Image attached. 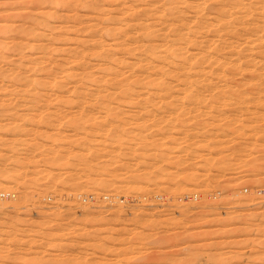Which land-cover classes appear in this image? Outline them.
I'll return each mask as SVG.
<instances>
[{"label": "rangeland", "instance_id": "374dc122", "mask_svg": "<svg viewBox=\"0 0 264 264\" xmlns=\"http://www.w3.org/2000/svg\"><path fill=\"white\" fill-rule=\"evenodd\" d=\"M151 1L153 2L156 0H0V98L3 97L2 99H0V137L2 136V138H0V174H2L0 175V253H2L3 251V253L0 254V263L264 264V84L256 83V81L255 83H248L245 79L247 73L240 74L237 73L235 69H232L233 73L229 74L228 80L226 81L219 80L216 74H213L210 79L205 82L193 84L181 79L178 80L177 78H171V80L167 83L156 85V88L153 87L152 89H141L139 96L132 101L106 102L107 104L104 101L102 103V101L100 102V100L96 99L89 100V102L88 100L80 101V99H78V101L76 99L74 101L69 100L68 97H65L68 94L67 92L64 95L65 98H60V100L56 101L51 98L52 102L50 100V97L48 96V93H45V100L43 99L42 101H35L34 103V101H31L22 93V91H24L25 89L24 82L27 77L33 76L34 78L37 77L42 79L49 71V73L55 72L57 73L56 75H58L61 73L59 64L63 65V72L66 70L65 72L71 73L72 75V77L70 76L71 79H69V77L65 81L66 86L70 84V87L68 88L71 89L72 87L76 86L77 83L78 85H80V83L82 82L80 81V76L83 74L85 69L95 71L96 74L101 73L99 72L98 68L100 66H107L108 64H110L111 57H126L128 58V62L130 61V64L134 62L139 55L137 52H134L133 54L124 52V44H126L124 37L118 38V43L107 50L108 55H97L102 50L99 46V52L97 54H92V50L90 48H92L93 41L90 42V39H92L93 37L94 30L89 27L90 25L94 24V26L96 25L95 27L97 30V28L100 29V27L104 24H107V22L111 25H115L116 23L120 24L125 22H133L136 17L138 19L144 18L146 17V14L143 15V13L146 9H149V5L152 4ZM213 2L214 1H209L208 3H206V6H209L208 8L210 9V6L217 4ZM253 3L254 2L249 3L248 6H251L250 8H253ZM214 7L217 6L215 5ZM132 8L135 9L133 10ZM254 8L248 10L249 13L246 15L247 17L245 16L244 18V21L246 23L253 21L255 22L258 17V19H262L264 17L261 11ZM216 9L217 8H215L214 10ZM207 11L209 10L206 9V12ZM100 16L104 19H102ZM188 17H191L193 19L192 13H189ZM78 23L80 26L78 25ZM96 30V36H102L101 40H107L105 41L107 43L112 42L111 37L108 38L107 35L105 36V34L102 33V31ZM127 30H129V35H135L134 29L128 28ZM84 31H86V33ZM84 33L86 35H84ZM88 36L90 39L88 38ZM161 36L162 34L160 33L151 35L149 39H144L145 37L141 36V42H143L144 45L146 44V49H151V47L153 49H156L163 42V36ZM86 40L87 42H85ZM84 46L85 49H83ZM243 47L244 52H246L247 54L251 53V51H247V45H243ZM192 49L195 48L193 47ZM79 50L83 53L78 52ZM256 50L258 49H254L252 53L256 52ZM76 52H78V54ZM78 55H85V61L82 59H79L80 61H76V56ZM103 55H105L106 57ZM37 56H39V58L35 60ZM254 56L256 57L257 61L264 60L259 53H254ZM87 58L90 61H88ZM160 62L162 63V59H160ZM82 63H84L88 68H83L84 65ZM90 63H92V65ZM95 63L96 65L94 66L93 64ZM232 67L235 68L234 65H232L231 68ZM131 68L132 67H128V63H126L123 64L120 68H117V70H121L120 72L126 71L128 73L132 71L134 73L133 69ZM63 72L61 74H63ZM27 73H30L28 74L29 76L27 75ZM11 74L13 75V77L14 75L18 76L13 78ZM101 74L98 75L99 78H107V73ZM78 78H80V80ZM180 81L182 83H180ZM18 82L19 84H17ZM100 85L102 86V88ZM103 85L104 84L101 83L92 85L94 86L92 88V91L94 93L99 92L103 89ZM222 85L225 86L222 87ZM18 86L20 87V89ZM226 86L228 90H226ZM12 87L14 88L10 89ZM219 87L221 88L219 89ZM223 89L226 91H224ZM238 89L240 93H238ZM65 90H68L67 87L65 88ZM156 90H158L159 92H156ZM146 94L148 95V99L146 98ZM158 94L159 96L157 97ZM243 94H245L246 96ZM5 97L6 99H4ZM207 97H209V100H206ZM14 98L15 100H12ZM47 98L49 100H47ZM162 99L164 100L162 101ZM210 99H214V101L212 100L211 102ZM241 99L243 102L240 101ZM61 100L63 102H61ZM136 100H138L137 104H135ZM145 100H149L150 102H146ZM223 100L224 103H222ZM47 101H50V103ZM58 101L60 102L58 103ZM192 101H194L195 104ZM236 101L237 104L235 105ZM5 102L8 104L6 105ZM24 102L27 104H25ZM39 102L40 104H38ZM79 102L81 103V105ZM205 103L207 106L204 105ZM31 104L33 105L31 106ZM103 104L105 106H110L111 104L110 107H115V110H119L121 107V112L118 110L117 112H115L114 109H111L114 112L111 111L112 114L110 112V116L108 115L109 111H106L105 107L102 106ZM124 104L125 106H128L124 107ZM38 105L40 106L38 107ZM223 105H225V107ZM180 106L182 109L180 108ZM226 106L229 110L226 108ZM35 107L36 110L38 109V113L40 112L41 115L37 113ZM124 108L127 110H125ZM197 108L199 109V111L197 110ZM44 109L47 111L49 109L50 111L45 112ZM27 110H29L31 113ZM81 110L84 114L80 112ZM151 110L154 112H152ZM139 111L141 112V114H139ZM127 112H129L130 114H125ZM147 112L149 115L147 114ZM11 113L14 114L10 115ZM114 113L115 115L117 114L116 117L115 115H113ZM42 115L44 117H42ZM129 115L130 117H128ZM199 115H201V118L199 117ZM210 115H212V117H209ZM29 116L33 118H30ZM112 116L115 118H113ZM89 117L91 119H89ZM55 118H57V121L54 120ZM226 118H228L229 120ZM122 119L124 122H122ZM76 120L77 122H79L77 123ZM239 120H244V122H240ZM73 121L76 123L68 126L71 124L69 122ZM129 121H131L133 124ZM17 122H19V124ZM36 122H39L40 124H37ZM85 123L87 124V126ZM7 124L9 125L7 126ZM93 124L95 126H91ZM108 124L110 126H108ZM235 124L236 126H234ZM73 125H76L78 127H73ZM121 125H123L124 127ZM132 125L137 128L139 126L140 127L139 129H137ZM120 126L122 128H120ZM125 126L127 127L126 131ZM232 126L234 128H232ZM22 127L27 130V133H29L28 136L27 133L23 134L25 130ZM43 127L44 130L42 131H45V133L40 131V129H43ZM55 127H57L58 129H55ZM228 127L232 129L230 130ZM34 128L36 131L34 130ZM108 128L109 131L107 130ZM37 130L40 131V133ZM129 130L130 132H128ZM48 131L52 134H50ZM63 131L65 132L64 134L62 133ZM73 131L74 133H72ZM105 131L107 132V134L105 133ZM114 131L116 133H114ZM237 131L239 132L237 133ZM55 132L57 134H55ZM240 132L241 134L239 135ZM251 132L253 134H251ZM39 134L41 135V137H39ZM108 134L110 135L108 136ZM119 134L121 135V137ZM29 136H33L32 139ZM46 136H50L51 139H53L54 137L55 140L47 139L48 137L46 138ZM68 136L69 138H72L69 139ZM126 136L127 138H131L132 143L130 142V139L126 138L129 143L126 141ZM184 136H186V138ZM9 137L13 139L11 140ZM17 137L18 139H15ZM44 138H46V143L44 142L43 145L42 142L45 140ZM34 139H37V142L34 141ZM74 139L76 141H74ZM96 140L99 142H97ZM153 140H155L156 142H153ZM40 141L42 143V147H40ZM78 141L82 144L77 143ZM114 142L116 145H114ZM75 143H77V145H74ZM139 143L141 146L139 145ZM6 144L8 145L6 146ZM18 144H20V147H18ZM30 144L32 145V147L30 146ZM64 144L65 146H67L64 147ZM128 144L129 146H127ZM146 144L149 146H147ZM155 144H159L160 146ZM189 144L190 146H188ZM199 144L201 146L203 144V147H201ZM34 145L35 147H33ZM209 145H211L212 148L209 147ZM40 148L42 150H39ZM105 149H108V152ZM117 149L120 151L118 152ZM172 149L175 150L172 151ZM132 150H134L133 153ZM136 150H138V152ZM74 151H76V153H74ZM115 151L118 154H116ZM165 152L167 155L165 154ZM72 153L74 154V156L72 155ZM89 154L90 157L88 156ZM130 154L131 157H129ZM145 155L148 158H146ZM10 156L16 160L11 158ZM21 158L24 160L22 161ZM65 158L66 160L68 159L67 163L66 160H63ZM109 158L111 159V162L109 161ZM56 159L58 160L56 161ZM102 159L103 161H101ZM170 159H172L173 161ZM26 160H28V162H26ZM76 160L79 164L76 162ZM20 161H22V163H20ZM73 161H75L76 163ZM89 162H91V164ZM118 162L120 163L118 164ZM152 162H154L156 165ZM58 163H60L59 166H61L62 164L63 165L59 167L57 166ZM64 163H66L65 166ZM69 163L71 166L69 165ZM98 164L100 167L97 166ZM152 164L155 166H153ZM73 165L75 168L73 167ZM136 165L137 167H134ZM110 167H112L113 169ZM152 167L154 168L152 169ZM160 168H163V170H161V172L163 173L160 172ZM48 169L50 171V174L48 172ZM95 169L97 171H95ZM139 169H142L141 172ZM147 170H149V172ZM53 171H55V174L53 173ZM103 172H105L104 176ZM26 173L34 177L31 179V176L29 175L30 177L28 178V175ZM170 173L173 175H170ZM40 174L41 177H38L40 176ZM3 176L6 179H4ZM48 176L51 178H49ZM90 176L93 177L91 178ZM25 177L28 179H26ZM97 177L99 179L101 178L100 181ZM23 178L25 179V181ZM114 178L116 180H114ZM122 178L127 179L120 180ZM170 179H172V181ZM186 179L189 182L187 184ZM16 180H19V183ZM192 181H194L193 183L196 185L190 183ZM54 183L55 185H53ZM58 183L60 184L57 185ZM65 183H67L68 185ZM111 183L113 186L111 185ZM130 183L132 184L131 186L134 185L133 188L135 187V185H138L136 186L137 188L135 187L136 189L133 190V188L130 186ZM15 184L17 187L14 186ZM128 185L130 186L132 191L131 189L129 190L126 188L129 187ZM111 186L113 188H111ZM190 186L192 187V189ZM14 187L15 189L13 190ZM87 188L90 190H88ZM18 189H20L21 191ZM36 189L39 191H37ZM122 189L124 190L123 194L122 191H119ZM50 190L52 193L50 192ZM80 190L87 192L83 194L84 192ZM91 190L94 192H92ZM60 191L64 193H61ZM69 191L71 192V194ZM110 192L112 196H110ZM31 193L33 194V197L31 196ZM17 195H19V199L23 198V196L25 199L19 200ZM28 195L30 198L28 197V199H26V196ZM37 195H40V197ZM48 195H50V197ZM74 195H76L77 197H72ZM34 196L38 197V199ZM42 196L43 198L45 197V200L42 198ZM106 196L108 197L106 198ZM56 197L58 199V202L54 200L56 199ZM85 197L88 202H85ZM16 198L17 200H15ZM31 198H35L36 200ZM116 198L118 199V201ZM113 199H115L116 201ZM80 201H84V203L86 204ZM21 227L23 229H21ZM14 228L18 232H16ZM70 229L71 232L69 231ZM82 230L83 232H81ZM28 237H30L31 239H29ZM30 241L32 242L30 243ZM45 243H47V245H45ZM4 250L6 253L4 252ZM41 253L43 255H41ZM116 257H118V259ZM25 260L27 262H25ZM124 260L126 261L124 262ZM189 261L191 263H189Z\"/></svg>", "mask_w": 264, "mask_h": 264}, {"label": "bare ground", "instance_id": "6f19581e", "mask_svg": "<svg viewBox=\"0 0 264 264\" xmlns=\"http://www.w3.org/2000/svg\"><path fill=\"white\" fill-rule=\"evenodd\" d=\"M209 1H214L215 3H217V4H215L217 7H214L215 5H212V6H210V9L208 8L209 6H206L207 4L206 3H208ZM152 2V1H151ZM160 2V3H159ZM213 2V3H214ZM252 2H254L253 4H254V9H258L259 11H261L263 14V16H264V0H156V1H153L152 2V4L151 5H149V9H146L145 11H144V13H143V15H145L146 17H144V18H141V19H138L137 17L135 18V20L133 21V22H125V23H120V24H117L116 22V24L114 25L113 23V25H111V24H109L107 21H104V22H107V24H104L103 26H101L100 27V29L99 28H97V30L98 31H102V33H104L105 34V36L107 35V37L109 38V37H111L112 38V42L111 43H107V42H105V41H107V40H101L102 39V36H96V32H95V30H96V25L94 26V24H92V25H90V27H89V25H88V27L89 28H92L93 30H94V34H93V37H92V39H90L89 38V36H88V38L90 39V42L91 41H93L92 42V48H90L91 50H92V54H97L98 52H99V50H98V46L99 47H101V52L99 53V54H97V55H101V54H106V55H108V49L109 48H112V46L113 45H116L118 42H117V39L118 38H120V37H124L125 38V43L126 44H124L125 45V50H124V52H126V53H134V52H137L138 53V57L136 58V60L134 61V62H132L131 64H130V61L128 62V58H126V57H123V58H114V57H111V63L110 64H108L107 66H100L99 68H98V70H99V72H101V73H107V78L106 79H101V78H99V74H101V73H97L96 74V72L95 71H90V70H87V69H85L84 70V72H83V74L80 76L81 77V80H80V78H78L80 81H82L81 83H80V85H78V83H77V85L76 86H74V87H72L71 89H69L68 87H70L69 85L68 86H66V80L71 76L72 77V75H71V73H67V72H63V65L62 64H59V66H60V70H61V73L63 72V74H58V75H56L57 73H55V72H51V73H49V72H47V76L45 75V77H43L42 79H40V78H37V77H30L28 74H30V73H27V75L29 76V77H25L26 79H25V89H24V91H22V93L25 95V96H27L31 101H34V103H35V101H42L43 99L45 100L46 98H45V96H44V94L45 93H48V96L50 97V100H51V98H53L55 101L56 100H60V98H65V97H68L69 98V100H77L78 101V99H80V101L81 100H88V102H89V100H94V99H96V100H100V102L102 101V103H103V101L106 103V102H114V101H132V100H134L135 98H137L138 96H139V93H140V90L141 89H144V88H149V89H152L153 87L154 88H156L155 86L156 85H158V84H162V83H167V82H169L170 80H171V78H177L178 80L179 79H181V80H184V81H186V82H188V83H201V82H205V81H207V80H209L210 79V77L213 75V74H216L217 75V78L219 79V80H221V81H226V80H228V76H229V74L230 73H233L232 71V69H235V71H237V73H240V74H244V73H247V76H246V80H247V82L248 83H255V81H256V83H261V84H264V60H260V61H257L256 60V57L254 56V53H259L260 55H261V57H263V59H264V17L262 18V15H261V18L262 19H258L257 18V20L254 22H245L244 21V18H245V16L249 13L248 12V10H251V9H253V8H250L251 6H248L249 5V3H252ZM131 3V2H130ZM140 3V2H139ZM139 3H138V5H139ZM146 3V2H145ZM159 3V4H158ZM148 4V3H147ZM142 5V4H141ZM251 5V4H250ZM97 6V5H96ZM132 6V5H131ZM253 6V5H252ZM128 7V6H127ZM147 7V6H146ZM137 8V7H136ZM211 8H217L216 10H214V9H211ZM95 9V8H94ZM128 9V8H127ZM126 9V10H127ZM133 9V8H132ZM135 9V8H134ZM133 9V10H134ZM139 9H141V8H139ZM206 9H208L209 11H207L206 12ZM138 11V10H137ZM214 11V12H213ZM119 12V11H118ZM126 12V11H125ZM251 12V11H250ZM253 12V11H252ZM109 13V12H108ZM128 13V12H127ZM189 13H192V15H193V19L191 18V17H188V15H189ZM258 13V12H257ZM127 15V14H126ZM153 15V16H152ZM254 15H256V14H254ZM99 16V15H98ZM103 16V15H102ZM129 16V15H128ZM191 16V15H190ZM101 17V16H100ZM104 17V16H103ZM247 17V16H246ZM102 18V17H101ZM249 18V17H248ZM247 18V19H248ZM96 19V18H95ZM102 19H104V18H102ZM256 19V18H255ZM254 19V20H255ZM120 20H122V19H120ZM92 21H93V19H92ZM82 22H83V20H82ZM82 22H81V24H82ZM89 22H91V21H89ZM93 23V22H92ZM97 23V22H96ZM90 24V23H89ZM78 25H79V23H78ZM78 25H77V27H78ZM80 26V25H79ZM81 26H83V25H81ZM128 26V27H127ZM74 27V26H73ZM98 27V26H97ZM127 27V28H126ZM75 28V27H74ZM128 28H132V29H134V31H135V35L133 36V35H129V30H127ZM92 29H90V30H92ZM89 30V29H88ZM96 30V31H97ZM87 31V30H86ZM86 31H84L85 33H86ZM73 32H75V31H73ZM131 32V31H130ZM83 33V32H82ZM84 33V35H86ZM157 33H160V34H162V36H163V42H162V44L161 45H159L156 49H153L152 47H151V49H146V47H145V45L143 44V42H141L142 40V38H141V36H144L145 38L144 39H149V37H151V35H153V34H157ZM97 34H100V33H97ZM132 34V33H131ZM161 36V37H162ZM78 37H80V36H78ZM98 37V38H97ZM146 37H148V38H146ZM82 38V37H81ZM84 40H85V37H84ZM83 40V41H84ZM123 40V39H122ZM81 41V40H80ZM82 42V41H81ZM80 42V43H81ZM85 42H87V40L85 41ZM48 45V44H47ZM77 45V44H76ZM81 45H83V44H81ZM243 45L245 46V45H247V51H251V53H249V54H247L246 52H244V47H243ZM49 46V45H48ZM123 46V45H122ZM149 46V45H148ZM81 47V46H80ZM79 47V48H80ZM150 47V46H149ZM195 48V49H192V48ZM32 49V48H31ZM45 49V48H44ZM83 49H85V46H84V48ZM254 49H258V50H256V52H254V53H252V51H254ZM49 50V49H48ZM91 50H89V51H91ZM111 50V49H110ZM114 50V49H113ZM48 52V51H47ZM47 52H45V53H47ZM78 52H82V51H78ZM78 52H76L77 54H78ZM85 52V51H84ZM39 53H40V51H39ZM42 53V52H41ZM44 53V54H45ZM75 53V52H74ZM83 53V52H82ZM90 53V52H89ZM244 53V54H243ZM86 54V53H85ZM37 55H40V54H37ZM97 55H95V56H97ZM116 55V54H115ZM137 55V54H136ZM42 56V55H41ZM80 55H78V56H76V61H80L79 59H82V60H84L85 61V55L84 56H80ZM87 56V55H86ZM103 56H105V55H103ZM119 56V55H118ZM127 56V55H126ZM106 57V56H105ZM37 58H39V56H37L36 57V59L35 60H37ZM75 58V57H74ZM34 59H33V61H34ZM129 59H131V58H129ZM159 59V60H158ZM160 59H162V63L160 62ZM73 60V59H72ZM87 60H88V58H87ZM107 60V59H106ZM258 60H259V58H258ZM88 61H90V60H88ZM93 61V60H92ZM98 62H99V60H98ZM57 63V62H56ZM126 63H128V67H132L131 69H133V71H134V73L131 71V72H120L119 70H117V68H120L123 64H126ZM64 64V63H63ZM83 65H84V67L83 68H88L84 63H82ZM91 65H92V63H90ZM104 64V63H103ZM94 66L96 65V63L95 64H93ZM98 65H99V63H98ZM105 65H106V63H105ZM232 65H234V67L235 68H231V66ZM53 67V66H52ZM26 68V67H25ZM28 69H29V67H28ZM51 69V68H50ZM97 69V68H96ZM57 70H59V69H57ZM93 70H95V69H93ZM24 71V70H23ZM27 71V70H26ZM70 71V70H69ZM97 71V70H96ZM130 71V70H129ZM10 73V72H9ZM22 73V72H21ZM23 74V73H22ZM21 74V75H22ZM12 75V74H11ZM24 75H26V74H24ZM102 75V74H101ZM18 75H14V77H17ZM12 77H13V75H12ZM12 77H11V79H12ZM13 77V78H14ZM20 77V76H19ZM42 77V76H41ZM71 77L69 78V79H71ZM21 78V77H20ZM18 79V78H17ZM213 79V78H212ZM13 80H15V79H13ZM73 80V79H72ZM77 80V79H76ZM23 81V80H22ZM21 81V82H22ZM79 81V82H80ZM78 82V81H77ZM177 82H179V81H177ZM13 83V82H12ZM97 83H101V84H104L103 85V89L102 90H100L99 92H96V93H94L93 91H92V88L94 87V86H92V85H97ZM180 83H182L181 81H180ZM237 83V82H236ZM16 84V83H15ZM17 84H19V82L17 83ZM21 84V83H20ZM170 84V83H169ZM184 84H187V83H184ZM191 84V85H192ZM234 84V83H233ZM239 84V83H238ZM245 84V83H244ZM171 85V84H170ZM181 85V84H180ZM208 85V84H207ZM230 85V84H229ZM252 85V84H251ZM257 85V84H256ZM13 86V85H12ZM20 86V85H19ZM18 86V87H19ZM67 87V89L68 90H65V88ZM72 86V85H71ZM101 86V85H100ZM204 86V85H203ZM221 86V85H220ZM225 86V85H224ZM223 85H222V87H224ZM261 86V85H260ZM23 87V86H22ZM235 87H236V85H235ZM243 87V86H242ZM241 87V88H242ZM245 87V86H244ZM254 87V86H253ZM258 87V86H257ZM14 87H12V88H10V89H13ZM24 88V87H23ZM101 88H102V86H101ZM100 88V89H101ZM178 88H181V87H178ZM183 88H184V86H183ZM221 87H219V89H220ZM238 88H240V87H238ZM19 89H20V87H19ZM160 89V88H159ZM173 89V88H172ZM207 89V88H206ZM212 89V88H211ZM236 89V88H235ZM21 90H23V89H21ZM155 90V89H154ZM191 90V89H190ZM224 90V89H223ZM226 90H228V88H227V86H226ZM226 90H224V91H226ZM241 90V89H240ZM256 90V89H255ZM14 91V90H13ZM17 91H18V88H17ZM158 90H156V92H157ZM189 91V90H188ZM192 91V90H191ZM220 91V90H219ZM252 91V90H251ZM66 92L68 93L67 94V96H65L64 97V95L66 94ZM151 92V91H150ZM159 92V91H158ZM160 92H161V90H160ZM213 92V91H212ZM230 92V91H229ZM246 92V91H245ZM253 92V91H252ZM259 92V91H258ZM264 92V91H263ZM145 93V92H144ZM152 93V92H151ZM189 93V92H188ZM215 93H217V92H215ZM238 93H240L239 92V89H238ZM244 93V92H243ZM20 94V93H19ZM161 94V93H160ZM199 94V93H198ZM204 94H206V93H204ZM234 94H236V93H234ZM259 94V93H258ZM17 95V94H16ZM23 95V96H24ZM147 95V94H146ZM220 95V94H219ZM227 95V94H226ZM229 95V94H228ZM243 95H245V94H243ZM252 95V94H251ZM9 96V95H8ZM22 96V95H21ZM20 96V97H21ZM47 96V97H48ZM149 96H150V94H149ZM159 96V94L157 95V97ZM202 96V95H201ZM222 96V95H221ZM246 96V95H245ZM250 96V95H249ZM141 97V96H140ZM142 97H143V95H142ZM148 97V95L146 96V98ZM171 97V96H170ZM178 97H179V95H178ZM183 97H184V95H183ZM183 97H181V98H183ZM199 97V96H198ZM212 97V96H211ZM210 97V98H211ZM214 97V96H213ZM224 97V96H223ZM229 97V96H228ZM247 97H248V94H247ZM3 97H1L0 99H2ZM150 98V97H149ZM154 98V97H153ZM172 98V97H171ZM209 97H207L206 98V100L208 99ZM215 98V97H214ZM219 98V97H218ZM241 98V97H240ZM239 98V99H240ZM250 98V97H249ZM255 98V97H254ZM260 98H262V97H260ZM4 99H6V97L4 98ZM22 99V98H21ZM26 99V98H25ZM139 99V98H138ZM141 99V98H140ZM148 99V98H147ZM156 99V98H155ZM160 99V98H159ZM195 99V98H194ZM200 99V98H199ZM198 99V100H199ZM12 100H15V98L14 99H12ZM47 100H49L48 98H47ZM68 100V101H69ZM164 99H162V101H163ZM209 100V99H208ZM211 100V99H210ZM213 101H214V99H212ZM212 100H211V102H212ZM224 100H225V98H224ZM224 100H223V102L222 103H224ZM244 100V99H243ZM10 101V100H9ZM64 101H66V100H64ZM68 101H67V103H68ZM137 101L138 100H136L135 102V104H137ZM146 102L147 101H149V100H145ZM183 101V100H182ZM196 101V100H195ZM231 101V100H230ZM234 101V100H233ZM240 101H242V99L240 100ZM255 101V100H254ZM253 101V102H254ZM259 101V100H258ZM44 102V101H43ZM47 102H49L50 103V101H47ZM51 102H52V100H51ZM54 102V101H53ZM60 101H58V103H59ZM61 102H63L62 100H61ZM83 102V101H82ZM98 102V101H97ZM150 102V101H149ZM161 102V101H160ZM192 102H194V101H192ZM198 102V101H197ZM203 102V101H202ZM208 102H210V101H208ZM216 102H217V100H216ZM243 102V101H242ZM257 102V101H256ZM1 103V102H0ZM21 103V102H20ZM23 103V102H22ZM25 103V102H24ZM57 103V102H56ZM70 103V102H69ZM72 103V102H71ZM75 103V102H74ZM80 103V102H79ZM84 103V102H83ZM93 103V102H92ZM99 103V102H98ZM97 103V104H98ZM129 103V102H128ZM133 103V102H132ZM144 103V102H143ZM154 103V102H153ZM206 103H207V101H206ZM206 103L204 104L205 106H207L206 105ZM228 103H229V101H228ZM5 104L7 105L8 103H6L5 102ZM25 104H27V103H25ZM38 104H40V102L38 103ZM100 104V103H99ZM98 104V105H99ZM107 104V103H106ZM117 104V103H116ZM161 104V103H160ZM171 104V103H170ZM194 104H195V102H194ZM200 104V103H199ZM213 104V103H212ZM237 104V101L235 102V105ZM245 104H247V103H245ZM245 104H244V106H245ZM249 104V103H248ZM23 105V104H22ZM29 105V104H28ZM33 104H31V106H32ZM53 105V104H52ZM58 105V104H57ZM66 105V104H65ZM80 105H81V103H80ZM90 105V104H89ZM95 105H96V102H95ZM158 105V104H157ZM188 105V104H187ZM203 105V104H202ZM219 105V104H218ZM40 105H38V107H39ZM70 106V105H69ZM68 106V107H69ZM93 106V105H92ZM102 106H104L105 107V109H106V111H109L108 113V115H110V112L112 111L111 109H114L115 107H110L111 106V104H110V106H105L104 104L102 105ZM112 106H114V105H112ZM117 106V105H116ZM126 106H128V105H126ZM125 106V104H124V107H126ZM131 106V105H130ZM150 106V105H149ZM156 106V105H155ZM186 106V105H185ZM217 106V105H216ZM224 107H225V105H223ZM231 106V105H230ZM234 106V105H233ZM242 106V105H241ZM24 107H25V105H24ZM37 107V108H38ZM60 107V106H59ZM78 107H80V106H78ZM94 107V106H93ZM100 107V106H99ZM118 107V106H117ZM173 107V106H172ZM172 107H170V108H172ZM179 107V106H178ZM190 107V106H189ZM189 107H187V108H189ZM210 107H211V105H210ZM209 107V108H210ZM222 107V106H221ZM232 107V106H231ZM236 107V106H235ZM247 107V106H246ZM251 107V106H250ZM4 108V107H3ZM55 108V107H54ZM57 108V107H56ZM82 108V107H81ZM147 108H149V107H147ZM169 108V109H170ZM180 108H181V106H180ZM208 108V109H209ZM220 108V107H219ZM226 108H227V106H226ZM230 108V107H229ZM243 108V107H242ZM254 108V107H253ZM0 109H1V107H0ZM21 109H23V108H21ZM27 109V108H26ZM62 109V108H61ZM101 109H102V107H101ZM100 109V110H101ZM120 109H121V107H120ZM120 109L118 110V109H114L115 110V112H117V110L118 111H120ZM125 109V108H124ZM129 109V108H128ZM135 109V108H134ZM182 109V108H181ZM207 109V110H208ZM228 109V108H227ZM252 109V108H251ZM264 109V108H263ZM3 110V109H2ZM6 110V109H5ZM35 110H36V107H35ZM45 110V109H44ZM55 110H57V109H55ZM89 110V109H88ZM125 110H127V109H125ZM197 110L199 111V109L197 108ZM211 110V109H210ZM218 110V109H217ZM229 110V109H228ZM232 110V109H231ZM230 110V111H231ZM247 110H249V109H247ZM258 110H260V109H258ZM15 111V110H14ZM20 111V110H19ZM28 112H30L29 110H27ZM37 111V113H38V109L36 110ZM47 110H45V112H46ZM48 111H50L49 109H48ZM47 111V112H48ZM67 111V110H66ZM93 111H95V110H93ZM102 111V110H101ZM123 111V110H122ZM141 111V110H140ZM139 111V112H140ZM152 111V110H151ZM161 111H162V109H161ZM178 111V110H177ZM189 111V110H188ZM205 111V110H204ZM256 111V110H255ZM16 112V111H15ZM34 112V111H33ZM32 112V113H33ZM42 112V111H41ZM56 112H58V111H56ZM80 112H82V110L80 111ZM79 112V113H80ZM86 112V111H85ZM112 112H114V111H112ZM112 112H111V114H112ZM121 112V111H120ZM142 112V111H141ZM141 112L139 113V114H141ZM152 112H154V111H152ZM211 112V111H210ZM221 112V111H220ZM251 112V111H250ZM263 112V111H262ZM19 113V112H18ZM31 113V112H30ZM83 113V112H82ZM89 113H91V112H89ZM124 113V112H123ZM135 113V112H134ZM144 113V112H143ZM151 113V112H150ZM231 113V112H230ZM14 114V113H13ZM12 113L10 114V115H13ZM21 114V113H20ZM38 114H40L41 115V113L39 112ZM61 114V113H60ZM84 114V113H83ZM125 114H130L129 112H127V113H125ZM124 114V115H125ZM147 114H148V112H147ZM146 114V115H147ZM153 114V113H152ZM188 114H190V113H188ZM187 114V115H188ZM200 114V113H199ZM202 114V113H201ZM210 114V113H209ZM214 114V113H213ZM239 114H240V112H239ZM262 114V113H261ZM49 115V114H48ZM62 115V114H61ZM77 115V114H76ZM81 115V114H80ZM100 115H102V114H100ZM107 115V116H108ZM113 115H115V113L113 114ZM117 115V114H116ZM116 115H115V117H116ZM136 115V114H135ZM149 115V114H148ZM170 115H171V113H170ZM244 115V114H243ZM3 116H6V115H3ZM18 116V115H17ZM27 116V115H26ZM31 116V115H30ZM29 116V117H30ZM33 116V115H32ZM35 116H37V115H35ZM39 116V115H38ZM60 116V115H59ZM75 116V115H74ZM91 116H92V114H91ZM95 116H97V115H95ZM105 116V115H104ZM103 116V117H104ZM111 116V115H110ZM109 116V117H110ZM121 116V115H120ZM195 116V115H194ZM201 115H199V117H200ZM225 116V115H224ZM231 116V115H230ZM235 116V115H234ZM255 116V115H254ZM13 117H15V116H13ZM23 117H25V116H23ZM28 117V118H29ZM42 117H44L43 115H42ZM106 117V116H105ZM113 117V116H112ZM115 117H113V118H115ZM126 117V116H125ZM128 117H130V115L128 116ZM198 117V118H199ZM209 117H212V115H210ZM214 117H215V115H214ZM27 118V119H28ZM30 118H33V117H30ZM36 118V117H35ZM38 118V117H37ZM41 118V117H40ZM51 118V117H50ZM95 118V117H94ZM93 118V119H94ZM123 118H124V116H123ZM165 118V117H164ZM201 118V117H200ZM224 118V117H223ZM230 118V117H229ZM241 118V117H240ZM250 118H252V117H250ZM57 118H55L54 120H56ZM89 119H91L90 117H89ZM226 119H228V118H226ZM41 120V119H40ZM43 120V119H42ZM48 120H50V119H48ZM111 120H112V118H111ZM120 120V119H119ZM144 120V119H143ZM229 120V119H228ZM34 121V120H33ZM39 121V120H38ZM57 121V120H56ZM60 121V120H59ZM108 121V120H107ZM142 121V120H141ZM140 121V122H141ZM240 121V120H239ZM242 121V120H241ZM240 121V122H241ZM28 122V121H27ZM45 122V121H44ZM51 122V121H50ZM53 122V121H52ZM76 122H77V120H76ZM76 122H69V123H71L70 125H68V124H65V125H68V126H71L72 124H74V123H76ZM79 122V121H78ZM77 122V123H78ZM94 122V121H93ZM111 122V121H110ZM119 122V121H118ZM122 122H124L123 121V119H122ZM125 122H126V120H125ZM129 122H131V121H129ZM139 122V121H138ZM238 122V121H237ZM242 122H244V120L242 121ZM18 124H19V122H17ZM22 123V122H21ZM25 123V122H24ZM37 124L39 123V122H36ZM57 123V122H56ZM88 123V122H87ZM109 123V122H108ZM132 123V122H131ZM175 123V122H174ZM210 123V122H209ZM230 123V122H229ZM3 124H4V122H3ZM40 124V123H39ZM52 124V123H51ZM80 124V123H79ZM86 124V123H85ZM90 124V123H89ZM88 124V125H89ZM95 124V123H94ZM91 125V126H95V125ZM110 124V123H109ZM108 124V126H110ZM127 124V123H126ZM133 124V123H132ZM135 124V123H134ZM152 124V123H151ZM197 124V123H196ZM219 124V123H218ZM237 124V123H236ZM236 124L234 125V126H236ZM242 124V123H241ZM248 124V123H247ZM0 125H1V122H0ZM9 124H7V126H8ZM25 125V124H24ZM30 125V124H29ZM35 125V124H34ZM45 125H46V123H45ZM59 125H60V123H59ZM129 125V124H128ZM131 125V124H130ZM137 125V124H136ZM146 125V124H145ZM144 125V126H145ZM162 125V124H161ZM177 125V124H176ZM215 125V124H214ZM252 125V124H251ZM12 126H13V124H12ZM16 126H17V124H16ZM23 126V125H22ZM49 126V125H48ZM76 125H73V127H75ZM86 126H87V124H86ZM121 126H123V125H121ZM120 126V128H122ZM133 126V125H132ZM220 126H221V124H220ZM247 126V125H246ZM246 126H245V128H246ZM10 127H11V125H10ZM26 127V126H25ZM37 127V126H36ZM39 127V126H38ZM45 127V126H44ZM44 127H43V129H40V131L41 132H43L42 130H44ZM58 127V126H57ZM57 127H55V129L57 128ZM76 127H78V126H76ZM105 127V126H104ZM117 127H118V125H117ZM124 127V126H123ZM130 127V126H129ZM133 127H135V126H133ZM132 127V128H133ZM140 127V126H139ZM139 127L137 128V127H135V128H137V129H139ZM156 127H157V125H156ZM155 127V128H156ZM207 127H208V125H207ZM218 127V126H217ZM231 127V126H230ZM6 128V127H5ZM8 128V127H7ZM23 128V127H22ZM27 128V127H26ZM29 128V127H28ZM30 128H32V127H30ZM61 128V127H60ZM64 128V127H63ZM98 128V127H97ZM110 128V127H109ZM109 128L107 129L108 131H109ZM127 127L125 126V131L127 130L126 129ZM150 128H151V126H150ZM175 128V127H174ZM183 128V127H182ZM227 128V127H226ZM229 128V127H228ZM232 128H234L233 126H232ZM232 128H229L230 130L232 129ZM243 128V127H242ZM24 129V128H23ZM38 129V128H37ZM58 129V128H57ZM209 129V128H208ZM221 129V128H220ZM228 129V130H229ZM250 129V128H249ZM4 130V129H3ZM12 130H13V128H12ZM25 130V129H24ZM34 130H35V128H34ZM39 130V129H38ZM37 130V131H38ZM64 130V129H63ZM85 130V129H84ZM96 130V129H95ZM106 130V129H105ZM106 130V131H107ZM113 130H114V128H113ZM120 130V129H119ZM122 130V129H121ZM136 130V129H135ZM142 130V129H141ZM160 130V129H159ZM171 130H172V128H171ZM247 130V129H246ZM251 130V129H250ZM36 131V130H35ZM40 131H38L39 133H40ZM50 131V130H49ZM48 131V132H49ZM55 131V130H54ZM75 131H77V130H75ZM105 131V133L107 134V132ZM132 131V130H131ZM165 131V130H164ZM163 131V132H164ZM170 131V130H169ZM168 131V132H169ZM177 131V130H176ZM197 131H199V130H197ZM221 131V130H220ZM235 131V130H234ZM248 131V130H247ZM246 131V132H247ZM19 132V131H18ZM23 132V131H22ZM48 132H46V133H48ZM57 132V131H56ZM55 132V134H57ZM90 132V131H89ZM122 132V131H121ZM128 132H130V130L128 131ZM127 132V133H128ZM133 132V131H132ZM225 132V131H224ZM229 132V131H228ZM239 131H237V133H238ZM12 133V132H11ZM26 134L27 133V130H25V132H23V134ZM31 133V132H30ZM35 133V132H34ZM43 133H45V131L43 132ZM50 133V132H49ZM63 134L65 133L64 131L62 132ZM67 133V132H66ZM71 133V132H70ZM72 133H74V131L72 132ZM101 133V132H100ZM114 133H116L115 131H114ZM114 133H112V134H114ZM123 133V132H122ZM136 133V132H135ZM139 133H140V131H139ZM138 133V134H139ZM178 133V132H177ZM200 133H201V131H200ZM212 133V132H211ZM218 133V132H217ZM42 134V133H41ZM50 134H52V133H50ZM84 134H85V132H84ZM121 134V133H120ZM119 134V135H120ZM125 134V133H124ZM142 134V133H141ZM170 134V133H169ZM185 134V133H184ZM194 134H196V133H194ZM208 134V133H207ZM241 134V132L239 133V135ZM243 134V133H242ZM247 134H249V133H247ZM251 134H253L252 132H251ZM29 135V133H27V136ZM31 135V134H30ZM34 135V134H33ZM40 135V134H39ZM54 135V134H53ZM88 135V134H87ZM92 135V134H91ZM110 134H108V136H109ZM116 135V134H115ZM187 135V134H186ZM224 135V134H223ZM228 135V134H227ZM6 136V135H5ZM26 136V135H25ZM58 136V135H57ZM56 136V137H57ZM62 136H64V135H62ZM70 136V135H69ZM69 136H68V138H69ZM73 136V135H72ZM78 136V135H77ZM82 136H85V135H82ZM98 136V135H97ZM107 136V135H106ZM112 136V135H111ZM110 136V137H111ZM118 136V135H117ZM129 136V135H128ZM135 136V135H134ZM195 136V135H194ZM197 136H199V135H197ZM7 137V136H6ZM14 137V136H13ZM18 137H19V135H18ZM18 137L17 138H15V139H18ZM29 137H31V136H29ZM28 137V138H29ZM33 137V136H32ZM32 137H31V139H32ZM39 137H41V135L39 136ZM38 137V138H39ZM43 137V136H42ZM48 137V138H47ZM79 137V136H78ZM88 137V136H87ZM104 137V136H103ZM120 137H121V135H120ZM185 138H186V136H184ZM191 137H193V136H191ZM0 138H2V136L0 137ZM10 138V137H9ZM23 138V137H22ZM35 138V137H34ZM46 138L47 139H51L50 138V136H46ZM46 138H44L45 140L42 142L43 143V145H44V142L46 143ZM57 138H59V137H57ZM64 138V137H63ZM70 138H72V137H70ZM69 138V139H70ZM83 138V137H82ZM86 138V137H85ZM108 138V137H107ZM127 138V136L125 137V139ZM147 138V137H146ZM195 138V137H194ZM202 138V137H201ZM219 138V137H218ZM230 138V137H229ZM228 138V139H229ZM247 138V137H246ZM258 138V137H257ZM261 138V137H260ZM8 139V138H7ZM11 139V138H10ZM13 139V138H12ZM11 139V140H12ZM43 139V138H42ZM60 139V138H59ZM67 139V138H66ZM81 139V138H80ZM79 139V140H80ZM118 139H119V137H118ZM124 139V140H125ZM127 139H130V142L132 143V141H131V138H127ZM127 139H126V141H127ZM152 139V138H151ZM156 139V138H155ZM159 139V138H158ZM200 139V138H199ZM206 139V138H205ZM204 139V140H205ZM208 139V138H207ZM9 140V139H8ZM30 140V139H29ZM37 140V139H36ZM35 139H34V141H36ZM40 140V139H39ZM51 140H55L54 139V137H53V139H51ZM50 140V141H51ZM62 140V139H61ZM68 140V139H67ZM81 140H83V139H81ZM88 140V139H87ZM100 140V139H99ZM110 140V139H109ZM116 140H117V138H116ZM115 140V141H116ZM139 140V139H138ZM147 140V139H146ZM145 140V141H146ZM176 140V139H175ZM191 140H192V138H191ZM195 140V139H194ZM193 140V141H194ZM10 141V140H9ZM27 141V140H26ZM74 141H76L75 139H74ZM84 141V140H83ZM94 141V140H93ZM97 141V140H96ZM148 141V140H147ZM155 140H153V142H154ZM33 142V141H32ZM37 142V141H36ZM70 142V141H69ZM72 142V141H71ZM86 142V141H85ZM84 142V143H85ZM97 142H99V141H97ZM117 142H119V141H117ZM128 142V141H127ZM134 142H136V141H134ZM138 142V141H137ZM156 142V141H155ZM160 142H161V139H160ZM166 142V141H165ZM173 142H174V140H173ZM177 142V141H176ZM186 142V141H185ZM195 142V141H194ZM1 143V142H0ZM34 143V142H33ZM40 143H41V141H40ZM42 143H41V146L40 147H42ZM48 143H50V142H48ZM57 143V142H56ZM55 143V144H56ZM66 143V142H65ZM77 143H79V141L77 142ZM77 143H75L74 145H77ZM81 143V142H80ZM79 143V144H80ZM108 143H110V142H108ZM123 143V142H122ZM129 143V142H128ZM145 143V142H144ZM143 143V144H144ZM150 143H151V140H150ZM192 143V142H191ZM214 143V142H213ZM13 144V143H12ZM26 144V143H25ZM37 144V143H36ZM82 144V143H81ZM87 144V143H86ZM91 144V143H90ZM98 144V143H97ZM106 144V143H105ZM112 144H113V140H112ZM118 144V143H117ZM142 144V143H141ZM198 144V143H197ZM1 145V144H0ZM8 144H6V146H7ZM19 146L18 147H20V144H18ZM27 145H29V144H27ZM46 145H48V144H46ZM84 145V144H83ZM107 145V144H106ZM114 145H116L115 144V142H114ZM113 145V146H114ZM122 145V144H121ZM139 145H140V143H139ZM147 145V144H146ZM155 145H159V144H155ZM160 145H161V143H160ZM159 145V146H160ZM170 145V144H169ZM185 145V144H184ZM200 145V144H199ZM208 145V144H207ZM30 146L32 147V145L30 144ZM38 146V145H37ZM67 146V145H66ZM65 146V144H64V147H66ZM111 146V145H110ZM112 146V147H113ZM127 146H129V144L127 145ZM141 146V145H140ZM147 146H149V145H147ZM151 146H152V144H151ZM163 146V145H162ZM168 146V145H167ZM188 146H190V144L188 145ZM197 146V145H196ZM201 146V145H200ZM221 146H223V145H221ZM245 146V145H244ZM17 147V148H18ZM28 147V146H27ZM27 147H26V149H27ZM33 147H35V145L33 146ZM44 147V146H43ZM58 147V146H57ZM61 147V146H60ZM59 147V148H60ZM74 147V146H73ZM103 147V146H102ZM122 147V146H121ZM136 147H138V146H136ZM153 147H154V145H153ZM182 147V146H181ZM201 147H203V144H202V146ZM208 147V146H207ZM209 147H211V145H209ZM15 148H16V146H15ZM23 148V147H22ZM54 148V147H53ZM55 148H56V146H55ZM77 148H79V147H77ZM100 148V147H99ZM158 148V147H157ZM167 148V147H166ZM166 148H163V149H166ZM212 148V147H211ZM214 148V147H213ZM5 149H6V147H5ZM66 149V148H65ZM64 149V150H65ZM87 149V148H86ZM90 149V148H89ZM124 149V148H123ZM138 149V148H137ZM149 149H151V148H149ZM153 149V148H152ZM169 149V148H168ZM209 149V148H208ZM30 150H31V148H30ZM34 150H35V148H34ZM37 150H38V148H37ZM36 150V151H37ZM39 150H42L41 148L39 149ZM55 150V149H54ZM56 150H57V148H56ZM64 150H62V151H64ZM93 150V149H92ZM103 150V149H102ZM105 150H107V152H108V149H105ZM104 150V151H105ZM114 150V149H113ZM118 150V149H117ZM145 150H146V148H145ZM156 150V149H155ZM175 150V149H174ZM173 149H172V151H174ZM198 150V149H197ZM210 150V149H209ZM12 151V150H11ZM58 151H59V149H58ZM78 151V150H77ZM87 151H89V150H87ZM94 151V150H93ZM101 151V150H100ZM120 150H118V152H119ZM133 151L134 150H132V153H133ZM137 152H138V150H136ZM151 151V150H150ZM158 151H160V150H158ZM14 152V151H13ZM26 152V151H25ZM34 152V151H33ZM52 152V151H51ZM55 152V151H54ZM57 152V151H56ZM73 152V151H72ZM79 152V151H78ZM82 152V151H81ZM136 152V153H137ZM142 152V151H141ZM146 152V151H145ZM156 152V151H155ZM155 152H154V154H155ZM219 152V151H218ZM12 153V152H11ZM23 153V152H22ZM44 153H46V152H44ZM53 153V152H52ZM74 153H76V151H74ZM88 153V152H87ZM91 153V152H90ZM113 153V152H112ZM115 153H116V151H115ZM121 153V152H120ZM143 153V152H142ZM158 153V152H157ZM10 154V153H9ZM57 154V153H56ZM59 154H61V153H59ZM68 154V153H67ZM70 154V153H69ZM78 154V153H77ZM77 154H76V156H77ZM105 154V153H104ZM116 154H118V153H116ZM116 154H114V155H116ZM147 154V153H146ZM165 154H166V152H165ZM7 155V154H6ZM23 155H27V154H23ZM50 155V154H49ZM61 155H63V154H61ZM72 155L74 156V154L72 153ZM72 155H71V157H72ZM81 155V154H80ZM87 155V154H86ZM96 155V154H95ZM133 155V154H132ZM162 155V154H161ZM167 155V154H166ZM1 156H2V154H1ZM19 156V155H18ZM46 156V155H45ZM54 156V155H53ZM65 156V155H64ZM75 156V157H76ZM79 156V155H78ZM89 157H90V154L88 155ZM100 156H102V155H100ZM109 156V155H108ZM120 156V155H119ZM129 156V155H128ZM144 156V155H143ZM154 156V155H153ZM181 156V155H180ZM11 157V156H10ZM26 157V156H25ZM48 157V156H47ZM51 157V156H50ZM57 157V156H56ZM67 157H68V155H67ZM114 157H116V156H114ZM129 157H131V154H130V156ZM128 157V158H129ZM145 157H146V155H145ZM155 157V156H154ZM163 157V156H162ZM174 157V156H173ZM9 158V157H8ZM7 158V159H8ZM11 158H13V157H11ZM24 158V157H23ZM29 158V157H28ZM34 158H36V157H34ZM53 158V157H52ZM70 158V157H69ZM74 158V157H73ZM98 158H100V157H98ZM103 158V157H102ZM118 158V157H117ZM146 158H148V157H146ZM169 158V157H168ZM167 158V159H168ZM219 158V157H218ZM232 158V157H231ZM14 159V158H13ZM12 159V160H13ZM22 159V158H21ZM27 159V158H26ZM71 159V158H70ZM79 159V158H78ZM96 159V158H95ZM144 159V158H143ZM151 159V158H150ZM155 159V158H154ZM156 159H157V157H156ZM10 160V159H9ZM14 160H16V159H14ZM24 159H22V161H23ZM29 160V159H28ZM28 160H26V162H28ZM52 160V159H51ZM58 159H56V161H57ZM63 160H66V158L65 159H63ZM62 160V161H63ZM68 160V159H67ZM66 160V163L68 162ZM75 160V159H74ZM91 160V159H90ZM107 160V159H106ZM111 159L109 158V161H110ZM141 160V159H140ZM149 160V159H148ZM170 160H172V159H170ZM6 161V160H5ZM8 161V160H7ZM22 161H20V163H22ZM48 161V160H47ZM61 161V162H62ZM70 161V160H69ZM72 161V160H71ZM93 161V160H92ZM101 161H103V159L101 160ZM112 161H114V160H112ZM131 161V160H130ZM143 161V160H142ZM160 161V160H159ZM162 161H163V159H162ZM161 161V162H162ZM166 161V160H165ZM173 161V160H172ZM2 162V161H1ZM4 162V161H3ZM13 162V161H12ZM35 162V161H34ZM43 162H44V160H43ZM65 162V161H64ZM73 162H75V161H73ZM76 162L78 163V161L76 160ZM75 162V163H76ZM98 162V161H97ZM96 162V163H97ZM107 162V161H106ZM111 162V161H110ZM134 162V161H133ZM145 162V161H144ZM148 162V161H147ZM151 162V161H150ZM175 162V161H174ZM6 163V162H5ZM19 163V162H18ZM19 163V164H20ZM66 163H64V166H65V164ZM90 164H91V162H89ZM95 163V162H94ZM94 163H92V164H94ZM120 162H118V164H119ZM153 164H155L154 162H152ZM206 163V162H205ZM17 164V163H16ZM25 164V163H24ZM50 164V163H49ZM59 164L60 163H58V165L57 166H59ZM74 164V163H73ZM79 164V163H78ZM106 164V163H105ZM127 164V163H126ZM139 164V163H138ZM145 164V163H144ZM152 164V165H153ZM158 164V163H157ZM161 164V163H160ZM165 164V163H164ZM4 165V164H3ZM33 165V164H32ZM41 165V164H40ZM46 165H48V164H46ZM45 165V166H46ZM63 165V164H62ZM61 165V166H62ZM69 165H70V163H69ZM81 165V164H80ZM89 165V164H88ZM104 165V164H103ZM135 165V164H134ZM156 165V164H155ZM155 165H153V166H155ZM168 165H170V164H168ZM34 166V165H33ZM55 166H56V164H55ZM61 166H59V167H61ZM63 166V167H64ZM71 166V165H70ZM70 166H68V167H70ZM91 166V165H90ZM97 166H99V164L97 165ZM96 166V167H97ZM131 166H132V163H131ZM8 167V166H7ZM28 167V166H27ZM30 167V166H29ZM37 167V166H36ZM41 167V166H40ZM39 167V168H40ZM73 167H74V165H73ZM85 167V166H84ZM100 167V166H99ZM112 167H113V165H112ZM112 167H110V168H112ZM129 167V166H128ZM134 167H137V165L136 166H134ZM139 167V166H138ZM148 167V166H147ZM170 167V166H169ZM16 168H17V166H16ZM35 168V167H34ZM45 168V167H44ZM54 168V167H53ZM56 168V167H55ZM65 168V167H64ZM67 168V167H66ZM75 168V167H74ZM77 168H78V166H77ZM108 168V167H107ZM154 167H152V169H153ZM156 168V167H155ZM26 169V168H25ZM28 169V168H27ZM50 169V168H49ZM49 169H48V172H49V174H50V171H49ZM63 169V168H62ZM70 169V168H69ZM72 169V168H71ZM80 169V168H79ZM85 169H87V168H85ZM84 169V170H85ZM97 169V168H96ZM95 169V171H97ZM106 169V168H105ZM113 169V168H112ZM31 170V169H30ZM34 170V169H33ZM37 170H39V169H37ZM41 170H43V169H41ZM75 170V169H74ZM140 170V172H141V170L142 169H139ZM158 170V169H157ZM156 170V171H157ZM161 170H163V168L161 169L160 168V172H161ZM170 170V169H169ZM23 171H25V170H23ZM108 171V170H107ZM120 171V170H119ZM148 172H149V170H147ZM193 171V170H192ZM5 172H6V170H5ZM20 172V171H19ZM47 172V173H48ZM52 172V171H51ZM55 171H53V173H54ZM57 172V171H56ZM61 172V171H60ZM66 172V171H65ZM77 172V171H76ZM80 172V171H79ZM92 172V171H91ZM93 172H94V170H93ZM110 172V171H109ZM123 172V171H122ZM121 172V173H122ZM139 172V173H140ZM171 172V171H170ZM172 172H174V171H172ZM38 173V172H37ZM69 173H70V171H69ZM72 173H74V172H72ZM99 173V172H98ZM104 173L105 172H103V176H104ZM119 173V172H118ZM131 173H132V171H131ZM135 173H137V172H135ZM157 173V172H156ZM161 173H163V172H161ZM165 173H166V171H165ZM27 174V173H26ZM48 174V175H49ZM55 174V173H54ZM66 174V173H65ZM68 174V173H67ZM80 174V173H79ZM87 174V173H86ZM97 174V173H96ZM120 174V173H119ZM124 174V173H123ZM178 174V173H177ZM180 174H182V173H180ZM189 174V173H188ZM196 174V173H195ZM0 175H2V174H0ZM9 175V174H8ZM28 175V174H27ZM30 175V174H29ZM28 175V178L31 176H29ZM33 175V174H32ZM47 175V174H46ZM45 175V176H46ZM64 175V174H63ZM78 175V174H77ZM122 175V174H121ZM137 175H139V174H137ZM156 175V174H155ZM163 175V174H162ZM170 175H173V174H171L170 173ZM176 175V174H175ZM22 176V175H21ZM43 176H44V173H43ZM65 176V175H64ZM68 176V175H67ZM79 176V175H78ZM88 176V175H87ZM116 176V175H115ZM127 176V175H126ZM135 176V175H134ZM151 176V175H150ZM181 176V175H180ZM179 176V177H180ZM192 176V175H191ZM1 177V176H0ZM4 177V176H3ZM34 176H31V179L33 178ZM38 177H41V174H40V176H38ZM37 177V178H38ZM49 177V176H48ZM59 177V176H58ZM91 178L93 177V176H90ZM109 177V176H108ZM107 177V178H108ZM117 177V176H116ZM120 177V176H119ZM124 177V176H123ZM128 177V176H127ZM136 177V176H135ZM162 177V176H161ZM173 177V176H172ZM175 177V176H174ZM26 178V177H25ZM28 178H26V179H28ZM49 178H51V177H49ZM48 178V179H49ZM71 178V177H70ZM83 178V177H82ZM86 178V177H85ZM88 178V177H87ZM98 178V177H97ZM96 178V179H97ZM103 178V177H102ZM137 178H139V177H137ZM165 178V177H164ZM168 178V177H167ZM182 178H184V177H182ZM189 178H190V176H189ZM4 179H6L5 177H4ZM9 179V178H8ZM24 179V178H23ZM23 179H22V181H23ZM57 179V178H56ZM60 179V178H59ZM99 179V178H98ZM101 179V178H100ZM100 179H99V181H100ZM127 179V178H126ZM126 179H120V180H126ZM166 179V178H165ZM30 180V179H29ZM43 180V179H42ZM50 180V179H49ZM92 180V179H91ZM103 180V179H102ZM114 180H116L115 178H114ZM119 180V181H120ZM141 180V179H140ZM167 180V179H166ZM171 181H172V179H170ZM170 180H168V181H170ZM187 180V179H186ZM17 181V180H16ZM19 181V180H18ZM17 181V182H18ZM24 181H25V179H24ZM45 181V180H44ZM59 181V180H58ZM75 181V180H74ZM99 181H97V182H99ZM129 181V180H128ZM154 181H155V179H154ZM167 181V182H168ZM27 182V181H26ZM49 182V181H48ZM52 182V181H51ZM50 182V183H51ZM55 182V181H54ZM79 182V181H78ZM80 182H81V180H80ZM175 182V181H174ZM194 181H192V182H190V183H193ZM19 183V182H18ZM24 183V182H23ZM29 183V182H28ZM38 183V182H37ZM44 183H46V182H44ZM49 183V184H50ZM89 183H90V181H89ZM176 183V182H175ZM187 183H189L188 182V180H187V182H186V184ZM1 184V183H0ZM5 184H7V183H5ZM21 184V183H20ZM60 183H58L57 185H59ZM65 184H67V183H65ZM101 184H103V183H101ZM124 184V183H123ZM135 184V183H134ZM194 184V183H193ZM7 185H9V184H7ZM28 185V184H27ZM45 185V184H44ZM53 185H55V183L53 184ZM62 185V184H61ZM68 185V184H67ZM97 185H98V183H97ZM111 185H112V183H111ZM117 185V184H116ZM132 184L130 183V186H131ZM143 185V184H142ZM142 185H141V187H142ZM194 185H196V184H194ZM14 186H16V184L14 185ZM22 186V185H21ZM43 186V185H42ZM50 186V185H49ZM108 186H109V184H108ZM113 186V185H112ZM111 186V188H113ZM114 186H115V184H114ZM118 186V185H117ZM121 186V185H120ZM123 186V185H122ZM129 186V185H128ZM130 186L129 187H126L127 189H131L130 188ZM134 186V185H133ZM133 186H131L132 188H133ZM136 186H138V185H135V187ZM144 186V185H143ZM17 187V186H16ZM38 187V186H37ZM84 187V186H83ZM90 187V186H89ZM133 188V190H135L136 188ZM145 187V186H144ZM143 187V188H144ZM179 187V186H178ZM191 187V186H190ZM12 188V187H11ZM61 188V187H60ZM69 188V187H68ZM76 188V187H75ZM85 188V187H84ZM91 188V187H90ZM99 188V187H98ZM103 188V187H102ZM110 188V187H109ZM110 188V189H111ZM117 188H119V187H117ZM139 188V187H138ZM146 188V187H145ZM163 188H165V187H163ZM167 188H168V186H167ZM184 188V187H183ZM189 188V187H188ZM9 189V188H8ZM15 189V187L13 188V190ZM51 189V188H50ZM77 189V188H76ZM86 189V188H85ZM88 189V188H87ZM115 189V188H114ZM121 189V188H120ZM124 189V188H123ZM119 190V191H122V194L124 193V190ZM127 189H126V191H127ZM150 189V188H149ZM170 189V188H169ZM173 189V188H172ZM191 189H192V187H191ZM6 190V189H5ZM10 190V189H9ZM18 190H20V189H18ZM31 190V189H30ZM37 190V189H36ZM75 190V189H74ZM88 190H90V189H88ZM116 190V189H115ZM167 190V189H166ZM174 190V189H173ZM21 191V190H20ZM37 191H39V190H37ZM41 191V190H40ZM49 191V190H48ZM68 191V190H67ZM72 191V190H71ZM77 191V190H76ZM80 191H82V190H80ZM79 191V192H80ZM92 191V190H91ZM98 191V190H97ZM131 191H132V189H131ZM151 191V190H150ZM179 191H180V189H179ZM29 192V191H28ZM33 192V191H32ZM50 192H51V190H50ZM61 192V191H60ZM70 192V191H69ZM82 192H84V191H82ZM85 192H87V191H85ZM85 192L83 193V194H85ZM92 192H94V191H92ZM96 192V191H95ZM109 192V191H108ZM172 192V191H171ZM196 192V191H195ZM24 193V192H23ZM30 193V192H29ZM34 193H35V191H34ZM52 193V192H51ZM59 193V192H58ZM61 193H64V192H61ZM65 193H66V191H65ZM73 193V192H72ZM74 193H77V192H74ZM89 193V192H88ZM91 193V192H90ZM116 193H117V191H116ZM127 193H128V191H127ZM183 193V192H182ZM43 194V193H42ZM41 194V195H42ZM70 194H71V192H70ZM79 194H81V193H79ZM79 194H76V195H79ZM103 194V193H102ZM110 194V196H112L111 195V192L109 193ZM113 194V193H112ZM155 194V193H154ZM161 194V193H160ZM175 194H176V192H175ZM16 195V194H15ZM20 195V194H19ZM19 195H17V197L19 196ZM30 195V194H29ZM29 195L28 196H26L27 198L26 199H28V197H29ZM35 195V194H34ZM47 195V194H46ZM51 195V194H50ZM50 195H48L49 197H50ZM66 195V194H65ZM73 195V194H72ZM76 195H74V196H72V197H75ZM87 195V194H86ZM91 195V194H90ZM95 195V194H94ZM116 195V194H115ZM118 195H119V193H118ZM126 195V194H125ZM162 195V194H161ZM160 195V196H161ZM178 195V194H177ZM176 195V196H177ZM22 196V195H21ZM31 196L33 197V194L31 193ZM37 196H39L40 197V195H37ZM68 196V195H67ZM71 196V195H70ZM127 196V195H126ZM136 196V195H135ZM35 198H37L38 199V197H36V196H34ZM59 197V196H58ZM77 197V196H76ZM80 197V196H79ZM82 197V196H81ZM93 197H95V196H93ZM102 197H103V195H102ZM108 196H106V198H107ZM11 198H15V197H11ZM21 198V197H20ZM30 198V197H29ZM35 198H31V199H35ZM42 198H43V196H42ZM105 198V197H104ZM115 198V197H114ZM117 198H119V197H117ZM116 198V199H117ZM135 198V197H134ZM133 198V199H134ZM18 199H19V197H18ZM22 200L23 199H25L24 198V196H23V198H21ZM21 199H19V200H21ZM44 200H45V197L43 198ZM60 199H62V198H60ZM77 199V198H76ZM80 199V198H79ZM85 199H86V197H85ZM84 199V200H85ZM103 199V198H102ZM125 199V198H124ZM15 200H17V198L15 199ZM36 200V199H35ZM49 200V199H48ZM55 201H57L58 202V199H57V197H56V199H54ZM92 200V199H91ZM90 200V201H91ZM108 200H109V198H108ZM113 200H115V199H113ZM33 201V200H32ZM93 201V200H92ZM112 201V200H111ZM116 201V200H115ZM117 201H118V199H117ZM56 202V203H57ZM59 202H60V200H59ZM80 202H82V201H80ZM85 202H88L87 201V199H86V201ZM114 202V201H113ZM120 202V201H119ZM82 203H84V201L82 202ZM115 203V202H114ZM84 204H86V203H84ZM121 205V204H120ZM27 221V220H26ZM53 222V221H52ZM51 222V223H52ZM16 223V222H15ZM44 225V224H43ZM16 226V225H15ZM20 226V225H19ZM23 226V225H22ZM46 226V225H45ZM67 226H69V225H67ZM30 227V226H29ZM147 227V226H146ZM2 228V227H1ZM75 228V227H74ZM74 228H73V230H74ZM85 228V227H84ZM94 228V227H93ZM144 228V227H143ZM9 229V228H8ZM15 229V228H14ZM17 229H18V227H17ZM21 229H23L22 227H21ZM36 229V228H35ZM34 229V230H35ZM86 229H87V227H86ZM86 229H84V230H86ZM90 229V228H89ZM151 229V228H150ZM33 230V231H34ZM97 230V229H96ZM99 230V229H98ZM15 231L16 232H18L16 229H15ZM44 231V230H43ZM70 232H71V229L69 230ZM77 231V230H76ZM106 231V230H105ZM1 232V231H0ZM21 232V231H20ZM35 232V231H34ZM57 232V231H56ZM79 232V231H78ZM81 232H83V230L81 231ZM96 232H98V231H96ZM31 233V232H30ZM2 234V233H1ZM17 234V233H16ZM67 234V233H66ZM123 234V233H122ZM15 235V234H14ZM73 235V234H72ZM3 236V235H2ZM8 236V235H7ZM9 237V236H8ZM12 237V236H11ZM16 237H19V236H16ZM15 237V238H16ZM32 237V236H31ZM35 237V236H34ZM59 237V236H58ZM138 237H140V236H138ZM14 238V237H13ZM29 239H31L30 237H28ZM65 238H66V236H65ZM6 239H7V237H6ZM27 239V238H26ZM25 239V240H26ZM34 239V238H33ZM38 239V238H37ZM128 239V238H127ZM10 240V239H9ZM19 240V239H18ZM21 240H22V238H21ZM24 240V241H25ZM41 240V239H40ZM65 240V239H64ZM63 240V241H64ZM91 240V239H90ZM20 241V240H19ZM18 241V242H19ZM33 241H35V240H33ZM45 241H47V240H45ZM32 241H30V243H31ZM54 242V241H53ZM59 242V241H58ZM57 242V243H58ZM85 242V241H84ZM95 242H98V241H95ZM7 243V242H6ZM60 243V242H59ZM61 243H63V242H61ZM8 244V243H7ZM65 244V243H64ZM89 244V243H88ZM97 244V243H96ZM30 245V244H29ZM45 245H47V243H45ZM85 245V244H84ZM6 246V245H5ZM22 246V245H21ZM89 246V245H88ZM24 247V246H23ZM68 247V246H67ZM7 248H8V246H7ZM26 248V247H25ZM24 248V249H25ZM30 248V247H29ZM32 248V247H31ZM41 248V247H40ZM11 249V248H10ZM33 249H35V248H33ZM42 249V248H41ZM66 249V248H65ZM3 250V249H2ZM15 250V249H14ZM26 250V249H25ZM35 250H37V249H35ZM8 251V250H7ZM18 251V250H17ZM20 251H22V250H20ZM117 251V250H116ZM119 251V250H118ZM126 251V250H125ZM4 252H5V250H4ZM43 252V251H42ZM2 253H3V251H2ZM2 253H0V254H2ZM6 253V252H5ZM20 253V252H19ZM25 253V252H24ZM44 253V252H43ZM37 254V253H36ZM56 254H57V252H56ZM64 254V253H63ZM66 254V253H65ZM20 255V254H19ZM41 255H43L42 253H41ZM62 255V254H61ZM60 255V256H61ZM15 256V255H14ZM31 256H33V255H31ZM39 256V255H38ZM46 256H48V255H46ZM84 256V255H83ZM194 256V255H193ZM24 257V256H23ZM56 257V256H55ZM62 257V256H61ZM65 257V256H64ZM25 258V257H24ZM44 258V257H43ZM67 258V257H66ZM73 258V257H72ZM117 259H118V257H116ZM6 259V258H5ZM14 259V258H13ZM32 259V258H31ZM30 259V260H31ZM49 259V258H48ZM52 259V258H51ZM117 259H115V260H117ZM81 260H82V258H81ZM122 260V259H121ZM191 260H193V259H191ZM190 260V261H191ZM126 260H124V262H125ZM189 261V263H191ZM25 262H27L26 260H25ZM43 262H44V260H43ZM114 262V261H113ZM3 263V262H2ZM2 263H0V264H2ZM46 263V262H45ZM40 264V263H39ZM82 264V263H81ZM102 264V263H101ZM118 264V263H117Z\"/></svg>", "mask_w": 264, "mask_h": 264}]
</instances>
